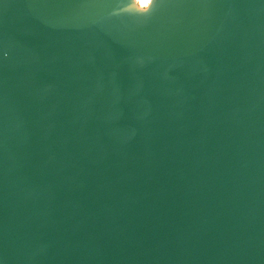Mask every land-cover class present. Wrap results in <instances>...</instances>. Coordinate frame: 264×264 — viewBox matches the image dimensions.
<instances>
[{
  "label": "water",
  "instance_id": "water-1",
  "mask_svg": "<svg viewBox=\"0 0 264 264\" xmlns=\"http://www.w3.org/2000/svg\"><path fill=\"white\" fill-rule=\"evenodd\" d=\"M154 4L0 0V264H264V0Z\"/></svg>",
  "mask_w": 264,
  "mask_h": 264
},
{
  "label": "clouds",
  "instance_id": "clouds-1",
  "mask_svg": "<svg viewBox=\"0 0 264 264\" xmlns=\"http://www.w3.org/2000/svg\"><path fill=\"white\" fill-rule=\"evenodd\" d=\"M155 4H156V0H155ZM155 4H154V6H155ZM152 9H153V7H152ZM152 9H151V10H152ZM151 10H150V11H147V10H137V11H138V13L148 14V13L151 12Z\"/></svg>",
  "mask_w": 264,
  "mask_h": 264
}]
</instances>
